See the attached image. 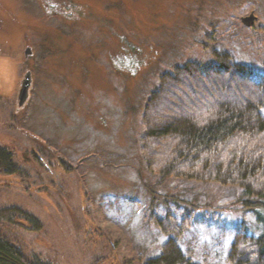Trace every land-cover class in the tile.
Here are the masks:
<instances>
[{
  "label": "rangeland",
  "instance_id": "obj_1",
  "mask_svg": "<svg viewBox=\"0 0 264 264\" xmlns=\"http://www.w3.org/2000/svg\"><path fill=\"white\" fill-rule=\"evenodd\" d=\"M213 51L262 82L264 0H0V142L22 167L0 174V207L42 223L3 222V236L48 264H142L169 238L153 215L171 212L192 217L178 240L193 261L232 264L236 234L263 229L244 190L163 178L142 153L161 75Z\"/></svg>",
  "mask_w": 264,
  "mask_h": 264
},
{
  "label": "trees",
  "instance_id": "obj_2",
  "mask_svg": "<svg viewBox=\"0 0 264 264\" xmlns=\"http://www.w3.org/2000/svg\"><path fill=\"white\" fill-rule=\"evenodd\" d=\"M213 61H190L160 77L144 113L142 153L149 170L163 178L217 182L244 190L245 210L254 214L262 232L243 227L232 244V264H264V80L254 70L234 62L228 53L213 51ZM16 154L0 142V174H19ZM169 238L161 253L142 264H201L183 250L179 238L192 217L179 222L168 212L153 215ZM39 231L41 221L19 206L0 207V264H48L38 255L26 258L3 236V222Z\"/></svg>",
  "mask_w": 264,
  "mask_h": 264
},
{
  "label": "water",
  "instance_id": "obj_3",
  "mask_svg": "<svg viewBox=\"0 0 264 264\" xmlns=\"http://www.w3.org/2000/svg\"><path fill=\"white\" fill-rule=\"evenodd\" d=\"M256 19H257V17L252 13L250 16L244 17L243 22L248 26H252V25H254ZM30 52H31V49H28L27 53H30ZM30 84H31V75L27 74L26 78L24 80L23 86L21 88V91H20V96H19V100H20L21 105L24 104V102L26 101V99L28 97Z\"/></svg>",
  "mask_w": 264,
  "mask_h": 264
}]
</instances>
